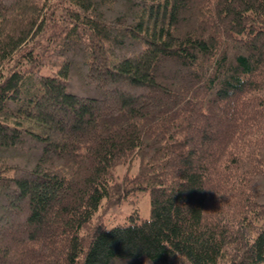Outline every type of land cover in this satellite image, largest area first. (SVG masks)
<instances>
[{"label":"trees","instance_id":"trees-1","mask_svg":"<svg viewBox=\"0 0 264 264\" xmlns=\"http://www.w3.org/2000/svg\"><path fill=\"white\" fill-rule=\"evenodd\" d=\"M263 261L264 0H0V264Z\"/></svg>","mask_w":264,"mask_h":264},{"label":"rangeland","instance_id":"rangeland-1","mask_svg":"<svg viewBox=\"0 0 264 264\" xmlns=\"http://www.w3.org/2000/svg\"><path fill=\"white\" fill-rule=\"evenodd\" d=\"M126 171L127 167L125 165L116 166L113 171L115 180L121 182ZM136 171L137 159H134L133 165L128 169V174L132 175ZM135 209H137L140 219L149 216L150 200L148 191H138L136 194L124 198L120 203H112L107 206L105 211H102L100 208L93 220L96 221L98 217H102V222L109 228L117 223L127 222L128 216ZM262 264H264V261Z\"/></svg>","mask_w":264,"mask_h":264}]
</instances>
